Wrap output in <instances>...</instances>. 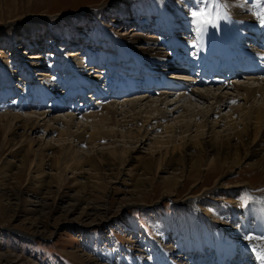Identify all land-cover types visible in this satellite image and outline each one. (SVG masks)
Wrapping results in <instances>:
<instances>
[{"label":"rangeland","instance_id":"rangeland-1","mask_svg":"<svg viewBox=\"0 0 264 264\" xmlns=\"http://www.w3.org/2000/svg\"><path fill=\"white\" fill-rule=\"evenodd\" d=\"M170 1L174 6L166 18L164 13L169 9L167 0H0V97H4L3 100L0 98V114L14 113L26 117L31 114L38 116L40 112L45 111L46 118L56 116V119H62L66 114H72L77 123H83L81 116L85 110L77 114L68 106L53 109L51 104L54 96L45 95L44 103L39 99H34L28 105L20 102L22 99L20 95L25 94V89L29 85L43 83V79L35 75L34 78L40 82L34 81L31 84L27 79L20 82V76L16 74L15 78L19 80L10 82L8 64L13 59L11 52L13 47L17 50L16 60H33L32 57H27L36 53L35 55L42 57L43 64L58 62L62 65L59 56H64L67 52L62 51L59 54L58 48L77 52L86 46L91 51L94 50L93 57L97 55V58H100L101 54L105 55L107 51L104 53L100 46L93 47L92 44L102 43L104 38V31L98 20L93 16L83 17L85 20L79 18L85 23L80 25L84 27L80 32L71 19L77 18L79 13L83 15L86 11L91 12L102 6V14L99 17L101 24L114 33L124 35L122 37L125 39H121L122 42L119 44L123 47V52L130 53L128 48L131 45L138 48L147 47L148 44L144 41L156 42L161 48L164 40L172 36L175 37L172 38L175 42L194 44L196 37L194 28L189 23V14L196 8L199 0H184L185 5L176 4V1L180 0ZM236 1L241 2L222 0V4L223 7L232 8ZM255 2L259 3L258 0ZM177 13L183 14L182 22L187 28L176 25L168 33L160 32L159 24L172 20ZM76 21L79 23V20ZM217 22L219 23V20ZM13 28L16 29L14 32ZM31 32H41L38 35L39 43L35 47L38 50L35 53H30L26 49L28 45L23 38L29 36ZM78 33L85 37L86 42L71 45L74 38L80 37ZM133 33L141 35L142 40L132 44L130 38ZM50 38L56 40L51 41ZM63 39L70 45L61 48V43L65 42ZM80 45L81 50L77 49ZM111 49L113 51H110L112 52L110 59L113 60L118 56L120 49L114 50L113 46ZM98 51L101 54H98ZM123 62L122 59L121 63ZM124 63L134 64L131 60ZM108 66L107 70L110 71L103 73L105 76L103 80L117 73L126 74L124 70L126 67L120 64L118 68L112 62L108 63ZM10 68L15 71L13 65H10ZM101 68L97 67L99 70H105L104 67ZM79 70L87 79L94 75L91 74L93 70L88 67L86 71ZM46 73L50 78L58 79H47L45 86L50 91H56L58 94L55 96H59V93L66 95L69 89L68 84L65 85L67 82L73 85L82 83L74 74L67 77L68 73L62 67L56 66ZM182 73L186 71H179L178 76ZM246 78L244 76L240 79L245 81ZM105 81L97 87L103 88ZM182 82L187 85L186 80ZM189 84L195 82L189 81ZM216 88L210 89L214 92ZM72 90L74 92L81 90L80 84L74 86ZM4 91L11 93L5 94ZM92 94L89 92L87 95L90 97ZM26 95L30 98L35 92L29 91ZM138 96H141V93L120 97V101ZM158 96L159 92H154L147 99H156ZM176 96L177 94L171 93L164 98L161 96L163 99L161 104L157 103L164 110L171 111L168 122H172L174 126L175 117L180 115V111L173 113L171 110L176 105L173 104ZM56 99L58 105H61L63 101L59 103L61 100L58 97ZM146 100L138 103L137 107L143 109L148 106L149 101ZM65 102L68 103V100ZM187 103L192 106L191 108H195L194 111L206 105L193 100L192 104ZM239 103L242 101L232 100L220 113H227L229 107ZM92 110L100 109L94 107ZM233 115L237 116V113ZM119 117L120 115L117 118ZM216 117L214 114L211 119L214 120ZM186 119L191 123L200 122L198 117ZM22 123L24 122L20 120L16 123L18 127L3 136L5 125L0 119V264H160L158 254H162L165 249L169 250L165 256L168 264H186L189 263V259L192 261L190 264H198L199 256H196V249L194 253L189 254L191 248L176 246L179 237L187 233L188 237L195 241V237L203 232L206 218L236 227L237 219H232V212L241 214V211H245L254 199L253 193L264 195V186L261 187L263 174L249 170L247 164L241 166L240 170L243 172L239 173L240 171L234 168L233 173H225L223 176L221 174L226 168L222 170L218 164L217 170L210 175H207L205 170H199L195 174L190 172L194 174L192 179L185 168L173 172L162 170L170 162V143H165L163 146L168 147H163L164 149L152 146L150 140L142 143L137 140L121 142L114 137L115 141L113 138L109 140L106 138L94 144L78 143L72 137L57 138L55 133H44L39 128L26 131ZM127 124V128L134 126L135 129H147L149 133L151 132L149 136V138L152 136L151 139L162 134V129L152 131L149 126H142L141 122ZM221 127L222 125L218 129ZM127 130L125 127H118L117 133ZM21 138L25 139L23 148L29 147L33 151L27 160L21 155L9 152L12 143ZM189 139L188 143L192 149L188 152L194 154L195 150L200 149V145L190 142ZM183 140L185 141V138ZM183 140L180 142L176 140L172 145L180 146L182 150ZM67 142H70L72 151L76 152V160L68 159L62 163L59 160L61 158L59 148L64 149ZM47 145V149L42 152V147ZM110 149L119 151L108 155ZM177 151L175 149L174 153ZM218 175L219 180L216 179ZM203 180L206 181L204 184ZM216 180L225 185L248 182L251 187L241 183L237 185L236 193L221 194L213 184ZM204 188L209 190H203ZM244 193L250 194L252 199L242 206L241 196ZM187 197L192 201L184 200ZM199 251L201 252L198 255H210L209 246L206 244H202ZM235 254L237 255V252ZM20 258L22 260L18 261ZM209 259L201 261L208 264ZM248 259L251 261L250 264H255L253 256ZM231 261L234 260L231 259L230 264Z\"/></svg>","mask_w":264,"mask_h":264},{"label":"bare ground","instance_id":"bare-ground-1","mask_svg":"<svg viewBox=\"0 0 264 264\" xmlns=\"http://www.w3.org/2000/svg\"><path fill=\"white\" fill-rule=\"evenodd\" d=\"M167 3H169L167 6L169 9H167L168 11L165 10V12L167 11L164 13V17L166 18L174 6L170 0H167ZM184 3V0L176 1V4L179 5H185ZM233 4L234 7L232 8L222 7L219 9L221 13L220 18L217 19L219 20V23L216 20L214 25H208L206 30L200 33L193 30L196 37V42L194 44H186L182 41L175 42L172 39L174 36L171 35V38L168 37L167 40H164L163 47L161 48H159L156 42L144 41L145 44H148L147 47L138 48L131 45L128 48L130 53H126V51L123 52V47L119 45L122 42L121 39H125V37H122L124 35L114 33L110 29H107V26L101 24L99 17L102 14L103 6L94 9L91 12L86 11L83 15H80L81 13H79L77 18L73 19L72 17L71 20L73 23H76L74 25H77L76 28L79 29L80 32L84 30V27L80 26L85 24V19L83 17L93 16L98 20L99 25L104 31V38L102 43L93 42L92 44L93 47L100 46V50H103L104 53L107 51V53L103 55L98 51L97 53L101 54V57L97 58V55L96 57H93L94 50L91 51V49L88 47L86 48V46L83 47L84 49L82 51L77 50V52H73L74 50L71 49L61 50L58 48L57 52L59 54L62 51L67 52L66 55L59 56L62 65H59L58 62L53 64H43L42 57L35 55V52H37L36 50H38L35 48L37 46L36 44L39 43L37 41L39 37L38 35L41 34V32H31L29 36H24L23 38L28 45V48L26 49L29 50L30 53H35L27 58L32 57L33 60H16L17 50L13 47L11 51L13 59H11L8 64L10 75L9 80L10 82L19 79H21L20 82L28 80V82L31 81L30 83L32 84L34 81L40 82L39 79L34 78L36 75V77H42L43 83L29 85V87L25 89V94L20 95V97H22L20 102L23 105H28L29 102L31 103L34 99H39L41 103H44L45 97L48 95L51 97L54 96V100L51 104L53 109L58 110L62 107L68 106L64 101L71 98L74 94H77L76 91L74 92V90H72L75 85L68 82L65 83V85L68 84L67 87L69 89L66 95H60L59 93V96H55L58 94L56 91H50L45 87L47 86V79L58 80L56 78H50L46 73L49 70H53L56 66L59 68L62 67L63 70L68 73L67 77L74 74L77 78L79 77V81L81 80L85 84L88 83L89 85H94L89 82V80H92L97 82L98 85V81H103V78L105 77L103 76V73L110 71L107 70L109 67L108 63L112 62L118 68V64L123 66V63H121L122 59H126L127 61L132 60L137 63V65H132L135 66V71L131 70L130 72L136 73L139 71L138 67H145V69L141 71L147 70V72L153 73L154 78L165 82L164 85H170L172 88L156 90L155 83H151V86H147L148 83L146 79H136L137 83H128L129 80L123 78L126 85L129 87V90H139L140 86L141 88L143 85L146 86L143 91L120 95L122 93H117V90L126 89L127 86L119 87L122 85L120 84V81L122 80L117 79L116 76L120 75L115 74V77L106 80L103 89L99 88L100 91L96 93L97 95L93 99L95 102L90 103L84 108H69L71 111L77 112V114H80L81 111L85 109L86 112L81 116V119L84 120L83 123H77L72 114H66L62 119H56V116L46 118L47 115H44L45 111L40 112V115L38 116L31 114L26 117L14 113H3L0 114V119L4 121L5 125V133L3 136L18 127L16 123L21 120L24 122L22 125L24 126L23 129L26 131L39 128L43 130L44 133H55L57 138L64 137L66 139L72 137V139L78 143L94 144L98 140H106V138L109 140V138L113 137L116 138L115 140L121 142H125L126 140L130 142L132 140H137L142 143L146 140H150L153 144L152 146L159 148H167L168 145H163L165 143H170V162L162 169L165 172H168V170L173 172L185 168L186 171L188 170V175H191L193 179L194 174L199 170H205L207 175L212 174L217 170L218 164L222 170L226 168L223 174H221L222 176L225 175V173H233L234 168L238 169V171H240L239 173H241L243 172V170H240L241 166L247 164L249 170H256L263 174L261 187L264 186V76H254L252 74L246 75L245 77L247 78L245 81H242L240 78H232L230 79V82L217 86L215 91L212 92V89L210 88L213 87L202 89L198 88L199 86L196 87L195 84H189V81L193 83L196 82V79L189 77L191 69L185 64V62H189L191 65L194 64L196 61L203 59L204 54H208L211 57L209 58L210 63L213 62L215 58L219 57L220 54L224 53H228L232 57H237L243 53L249 55L255 54L258 56L261 54V50L256 45L264 44L262 41L264 26H261L258 23L259 18L256 17L254 13L258 12L261 7H264V5L256 3L255 0H241V2L236 1ZM182 15V13H177L172 20L164 21L162 24H159L158 28L160 32L163 31L168 33L176 25L187 28L182 22ZM79 18H83L84 20ZM76 19L79 20V23H77ZM15 30L16 29L13 28V32ZM78 35L80 37L78 39L74 38L71 45L77 43L84 44L83 42H86L84 36L80 35V33H78ZM131 36L130 39L132 40V44L138 42L137 40H142L141 35L137 33H133ZM55 40V38L51 39V41ZM63 40H65V42L64 44L63 42L61 43V48L70 45V43L66 42V39ZM253 43H256V45L253 46ZM112 46L114 50L120 49L118 56L114 57L113 60L110 59V57H112V52H110ZM23 47L25 48V45ZM80 48H82L81 45L77 49ZM53 49H56V47H53ZM93 61L94 66L91 67L90 65H93ZM178 61L183 62L182 64H172V62ZM10 65H13L15 71L10 68ZM87 67L93 70L91 74L94 75L91 79H87L84 77V74L79 72V69L86 71ZM97 67H104L105 70H99ZM179 71H186V73H182L178 76ZM159 72L163 73L162 75L157 76L160 74ZM167 73L171 80L165 79L167 77L164 76H166ZM16 74L20 76L19 79L15 78ZM161 78H163V80ZM173 79H175V81ZM176 79L179 80L176 81ZM183 80L187 81V85L183 84ZM188 84L190 86H188ZM108 87L110 88L109 90L114 88L111 93L108 91ZM29 91H34L35 95L29 98V96L26 95ZM4 92H6L5 94L11 93V91ZM154 92H159L160 96L156 97V99L152 98V100H150L151 98L147 99V97ZM135 93H141V96L131 100L123 99L120 101V97H126L127 95ZM170 93L177 94L176 100L173 101V104H176L177 106L175 105V107L173 105L174 107L171 109L173 110V113L180 111V115L175 117L176 126H174L172 122H168V118L171 116V111H166L157 105L158 102L161 104L163 100L162 97L164 98V96ZM256 95H259V97L257 98ZM100 96L105 98L100 99ZM57 97L61 100L59 103L63 101L61 105H58ZM0 98L3 100L4 97L2 96ZM144 100L149 101V104H147L148 106L143 109L139 108V106L137 107V104ZM192 100L206 105L205 107L198 108L194 111L195 108H191L192 106L187 103L189 102L192 104ZM232 100H238V102L242 101V103L232 105L229 107L227 113H220L222 108L226 107ZM166 104H168V107L169 103L167 102ZM94 107H99L100 110L93 111L92 109ZM233 113H237V116L233 115ZM214 114L217 115V117L212 120L211 117ZM119 115L120 120L117 118ZM27 117H29V119H26ZM197 117L200 118L199 123H191L186 119H194ZM161 121L164 125H162ZM127 122L133 125L137 122H141L142 126H149L152 131L160 128L162 129V134L151 139L152 136L149 138L151 132L149 133L147 129H135L134 126L127 128ZM221 125V129H218ZM112 127H115V129ZM116 127H125V129L128 130L117 133ZM73 128L75 129L73 130ZM184 138L185 141L183 140ZM188 139L191 140L190 142L200 145V149L195 150L194 154L188 152V150L192 149L190 148L191 145L188 143ZM176 140L178 142L182 140L184 141L182 142V150L180 146L172 145ZM24 141L25 139L21 138L19 141L13 142L9 152H14L13 154L16 153L19 156L21 155V157H24L25 159L28 158L33 151L29 147L27 149L23 148ZM201 141L203 142V145ZM47 147L48 145L43 146L42 152L47 149ZM175 149L178 150L177 153L179 154L174 153ZM59 150H61L59 156L61 158H59V160L62 163H65L68 159L72 161L76 160V152L72 151L70 142L65 144L64 149L59 148ZM118 151L119 150L116 151L110 149L108 155L116 154ZM190 172H193L194 174ZM218 177L219 175L216 178L217 180L220 179V177L219 179ZM217 180L213 183L215 188L219 189L221 194L225 193L227 195L236 193L235 190L237 189V185H240L241 183H243V185H251L248 182H239L237 185H225V183L220 181L217 182ZM202 182L204 184L206 181L203 180ZM203 190L209 189L204 188ZM253 195L254 199L245 211H241V214H238L236 211L232 212V219H237L238 225L236 227L228 223H220L213 219L206 218V225L203 232L195 237V241H192L187 233H184L179 237L176 246L186 249L191 248L188 251L189 254L192 252L194 253L197 250L196 256H199L198 264H205L206 262L203 263L201 259L208 258H210V264L213 261L215 264H223V262H225L231 255H236V252L237 257H242L243 254L254 256L250 251V241L246 237L251 235L259 237L264 235V195H257L256 193H253ZM184 200L192 201L190 200V197H187ZM202 244L209 246L210 255H198L201 252L199 250L201 249ZM194 249L196 250L194 251ZM168 251V249H165L162 254H158V258L161 262L160 264H168L165 257ZM20 260H22V258L18 259V261ZM190 261L191 260L189 259V263L186 264H190Z\"/></svg>","mask_w":264,"mask_h":264},{"label":"snow or ice","instance_id":"snow-or-ice-1","mask_svg":"<svg viewBox=\"0 0 264 264\" xmlns=\"http://www.w3.org/2000/svg\"><path fill=\"white\" fill-rule=\"evenodd\" d=\"M258 2L264 5V0H258ZM223 6L222 0H199L196 8L189 14L190 26L197 33L205 31L208 25H214L216 20L220 18L219 9ZM254 15L259 18L258 23L264 26V7H261ZM250 199H252L250 194L244 193L241 196L242 206ZM246 238L250 241V251L255 257L256 264H264V235L259 237L251 235Z\"/></svg>","mask_w":264,"mask_h":264}]
</instances>
